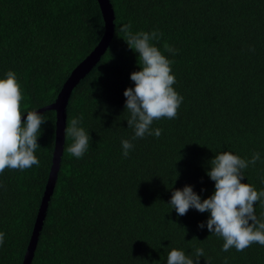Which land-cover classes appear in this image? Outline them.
Listing matches in <instances>:
<instances>
[{
  "label": "trees",
  "instance_id": "obj_1",
  "mask_svg": "<svg viewBox=\"0 0 264 264\" xmlns=\"http://www.w3.org/2000/svg\"><path fill=\"white\" fill-rule=\"evenodd\" d=\"M114 32L99 60L72 88L66 126L90 136L77 159L64 150L31 264H167L182 250L198 264H264V246L222 251L210 213L179 216L172 192L190 185L201 200L215 191L209 161L221 152L250 160L242 183L264 190V0H110ZM157 32L151 40L171 63L183 97L174 119L154 120L161 135L134 137L124 91L133 87L139 54L121 27ZM105 21L98 0H0V79L20 84L22 120L53 103L73 69L98 45ZM171 47L175 54L165 50ZM39 166L0 173V264H22L52 166L57 111L38 112ZM122 140L133 148L123 155ZM203 189V191H202ZM257 218L264 207L254 204ZM204 223L203 229L198 227ZM251 223V221H250ZM194 264L196 262L194 261Z\"/></svg>",
  "mask_w": 264,
  "mask_h": 264
},
{
  "label": "clouds",
  "instance_id": "obj_2",
  "mask_svg": "<svg viewBox=\"0 0 264 264\" xmlns=\"http://www.w3.org/2000/svg\"><path fill=\"white\" fill-rule=\"evenodd\" d=\"M130 29L131 25L127 24L120 31L125 34L124 41L128 47L139 54L140 70L130 75L134 88L124 91L125 109L130 113L127 124L134 129L133 139L143 138L145 134L159 138L162 130H151L150 126L154 120L174 119L183 97L172 87L176 79L171 74V62L156 46L150 44L151 40H159L160 35L155 31L133 34ZM165 50L175 54L169 46H165ZM21 100L16 74L8 71L6 78L0 79V173L6 168L24 170L40 163L35 151L40 147L37 139L41 135V126L47 121L37 110L27 111L26 120H22ZM82 119V116L72 118L65 129V135L73 141L66 151L77 159L84 156L90 141L88 133L78 126ZM121 145L123 155L127 157L133 144L129 140H122ZM260 159L259 152L253 153L250 160L228 151L216 154L209 161L210 171H207L215 182L214 193L201 200L192 186L186 185L182 190L172 192L169 205L179 216L185 215L190 208L210 213L207 228L212 234L223 238L224 252L233 247L242 252L253 243L264 246V213L258 219L254 209L258 201L264 207V190L258 192L252 185L241 182L244 177L242 170L249 164L254 166ZM204 226L203 222L198 225L201 229ZM4 235L0 232V245L4 243ZM194 255L195 259L173 248L168 253L167 264H194V261L198 264L204 250L197 248Z\"/></svg>",
  "mask_w": 264,
  "mask_h": 264
},
{
  "label": "water",
  "instance_id": "obj_3",
  "mask_svg": "<svg viewBox=\"0 0 264 264\" xmlns=\"http://www.w3.org/2000/svg\"><path fill=\"white\" fill-rule=\"evenodd\" d=\"M100 5L104 21H105V33L98 43V45L91 51V53L79 63L72 71V74L65 81L57 99L45 106L40 108L37 112H43L48 109H54L57 111V128H56V140L55 148L52 159V166L49 173V178L46 184L44 195L42 197V202L39 207V211L36 217L35 225L32 231V235L27 247L22 264H31L34 256L36 244L38 241V236L42 230L44 220L47 214V209L49 205V200L51 194L53 193L56 180L57 171L60 168V160L64 150V136H65V126H66V107L68 103L69 94L77 83L79 78L88 72L90 68L99 60L100 55L106 49L112 35L114 32V9L110 0H98ZM26 117V116H25Z\"/></svg>",
  "mask_w": 264,
  "mask_h": 264
}]
</instances>
